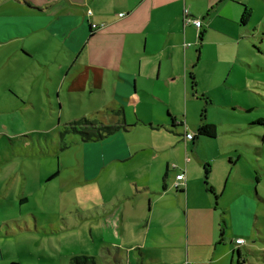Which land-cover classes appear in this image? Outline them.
Returning <instances> with one entry per match:
<instances>
[{
    "label": "rangeland",
    "instance_id": "374dc122",
    "mask_svg": "<svg viewBox=\"0 0 264 264\" xmlns=\"http://www.w3.org/2000/svg\"><path fill=\"white\" fill-rule=\"evenodd\" d=\"M15 1L0 0V18L17 11ZM246 1L242 35L219 56L210 48V79L197 98L174 92L169 102L144 100L139 112H125V123L120 118L109 137L127 144L117 150L120 161L109 162L101 141H84L70 125L112 124L111 112L99 111L102 100H49L46 72L22 68L28 58L18 47L29 42L0 44V264H77L74 256L96 255V264H114L108 250L116 236L127 246L147 240L146 249L170 264H264V0ZM28 86L40 90L28 94ZM173 114L184 124L173 125ZM204 121L217 135L185 141ZM167 163L194 178L189 196L174 187ZM133 212L124 231L118 220ZM239 236L242 263L232 253Z\"/></svg>",
    "mask_w": 264,
    "mask_h": 264
},
{
    "label": "crops",
    "instance_id": "0c3cea01",
    "mask_svg": "<svg viewBox=\"0 0 264 264\" xmlns=\"http://www.w3.org/2000/svg\"><path fill=\"white\" fill-rule=\"evenodd\" d=\"M15 2L19 5L17 11L8 13L9 17L4 16L6 19L0 18V44L16 39L29 42V47H18L28 58V64L22 68H33L30 73L35 77L41 75L38 70L46 72L49 81L44 88L49 100H54L53 96L61 102L68 97L74 100L82 95L91 99L99 98L103 101L99 111L111 112L110 123L118 125L121 124L120 118L125 123V112L128 110L139 112L138 103L144 100L169 102L174 92L187 99L192 93L197 98L201 81L210 79L205 64L207 55L211 53L210 48L215 47L214 53L219 56L221 46L241 36L251 16L246 11L252 8L246 0ZM185 7L192 18L202 20L200 30L193 23L184 22ZM33 61H38L37 66L33 65ZM29 84L36 86V82ZM29 87L25 89L28 94H32V90H40L33 88L29 91ZM62 107L60 104L59 109ZM170 116L173 125L184 124L182 121L177 122L175 114ZM166 122L168 124V120ZM215 130L216 136L217 127ZM196 135L189 140L195 141L199 137ZM109 137L88 142L101 141L104 144L101 152L109 156V162L120 161L123 158H120L122 155L117 150L127 148V144L125 141L112 142ZM185 141L188 142L186 138ZM102 143L91 146L99 149ZM97 157L101 158L103 154L98 151ZM166 168V175L171 169L176 170V174L185 173L186 185L180 192L187 191L189 196L194 180L190 173L177 170L176 166H170L169 163ZM208 188V191L215 193L213 187L209 185ZM135 214L131 213L126 220L124 214L121 216L118 220L121 229L125 231V226H133L130 221ZM116 239L111 244L113 251L108 250L115 260L114 264H170L165 253L146 249L147 240H140L139 245L127 246L119 236ZM244 244L238 245L235 241L232 253H237L238 263L245 260L239 250ZM136 249L140 253L137 260L130 261V257H125L126 252L133 254ZM91 257H94L96 264L101 255Z\"/></svg>",
    "mask_w": 264,
    "mask_h": 264
},
{
    "label": "trees",
    "instance_id": "16d2710c",
    "mask_svg": "<svg viewBox=\"0 0 264 264\" xmlns=\"http://www.w3.org/2000/svg\"><path fill=\"white\" fill-rule=\"evenodd\" d=\"M246 13H248V10L246 11ZM244 22H246V19L244 20ZM70 125L75 132H79L81 134L84 141H97L99 139H103L106 136H109L110 134L114 133L120 127V125L118 124L105 125L102 122L90 121L87 118L75 120ZM84 126H86L85 128L86 130L83 129ZM215 129L216 127L213 124H204V123L200 124L196 136L207 135L210 137H214L216 134ZM204 168L206 174L205 180H207L210 170H208L207 167ZM205 184L208 188L209 186L208 180L205 181ZM208 189H210V187ZM178 190L183 191L184 189L183 190L178 189ZM72 259L77 264H94V257L91 256H74ZM10 264H19V263L11 262Z\"/></svg>",
    "mask_w": 264,
    "mask_h": 264
},
{
    "label": "built area",
    "instance_id": "2783aa9c",
    "mask_svg": "<svg viewBox=\"0 0 264 264\" xmlns=\"http://www.w3.org/2000/svg\"><path fill=\"white\" fill-rule=\"evenodd\" d=\"M183 15H184V22L186 24L193 23L200 30V28L202 27V24H203V22L200 18H192L190 11L187 7L184 8ZM94 26H96V25L94 24ZM194 135H195L194 133L187 132L185 138H186V140L193 139ZM185 179H186V176H185L184 172L177 173L176 174V181L174 183V187L176 189L184 188V186L186 185ZM235 241H236V244H238V245L245 243V240L243 238H236Z\"/></svg>",
    "mask_w": 264,
    "mask_h": 264
}]
</instances>
